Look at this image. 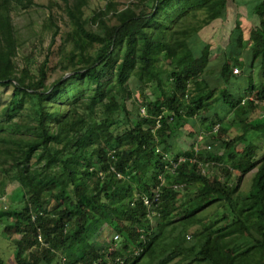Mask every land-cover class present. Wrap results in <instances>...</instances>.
Returning <instances> with one entry per match:
<instances>
[{"label": "trees", "instance_id": "1", "mask_svg": "<svg viewBox=\"0 0 264 264\" xmlns=\"http://www.w3.org/2000/svg\"><path fill=\"white\" fill-rule=\"evenodd\" d=\"M235 1L152 0L149 10L133 4L114 10L108 2L90 18L95 29L68 7L78 39L61 65L63 74L47 83L48 53L33 68L14 61L19 40L12 4L26 9L34 0H0V90L12 88L0 125V167L19 183L25 198L19 209L0 208V222L12 221L4 230L19 236L13 264L51 263L58 257L62 264H234L237 255L223 242L238 235L252 237L264 249V156L257 158L251 142L239 152L233 148L249 129L264 130V123H253L247 115L237 120L242 132L229 140L222 125L228 114L233 120L238 116L246 94L253 98L244 115L264 102V81L256 85L252 74L258 65L264 78V0H257L250 12L247 60L226 51L234 44L232 36L239 46L244 40L237 17L220 44L226 48L221 64L234 60L248 72L243 91L234 75L227 84L220 77L209 79L213 53L200 36L212 22L225 20ZM109 13L113 22L106 18ZM58 33V28L52 31L51 42ZM66 72L72 73L63 78ZM131 78L141 90L154 86L157 91V96L143 98L145 112L135 117ZM98 113L100 120L94 119ZM197 118L209 128L210 148L194 151L192 143L174 151L173 138ZM119 122L124 130L110 152L112 126ZM180 157L184 160L169 169ZM141 158L148 167L139 163ZM207 161H225L224 176L202 173L201 164ZM55 165L59 168L51 173ZM149 168L152 174L146 177ZM229 168L239 173L237 181H231ZM253 169L247 195L236 198L240 180ZM174 184L194 189L191 206L179 209ZM157 186L161 200L151 210L143 198H151ZM213 204H227L232 220L205 227L192 246L184 247L186 232L202 224L199 212ZM102 224L119 235V248L113 239L102 248L93 243ZM136 249L141 250L133 256Z\"/></svg>", "mask_w": 264, "mask_h": 264}, {"label": "rangeland", "instance_id": "2", "mask_svg": "<svg viewBox=\"0 0 264 264\" xmlns=\"http://www.w3.org/2000/svg\"><path fill=\"white\" fill-rule=\"evenodd\" d=\"M257 0H236L235 3L230 6L227 10V15L225 20H216L210 25L206 26L201 30V38L206 42L210 43L211 50L213 53L211 68L214 70L210 75L209 79L217 81L218 77L221 80L224 79L223 72L226 76H236L240 80V91L247 85V74L248 72L242 71L238 65L235 64L234 60H229L227 65L221 64L224 61V52L226 48H222L220 44L224 41V32L228 31L234 25V20L237 17L239 21L242 32H243V43L242 45H237L234 39V44L230 46L226 51L227 53L234 55L235 57L241 59V61H246L248 58V35L251 28L252 18L250 12L252 6ZM108 2H111L114 10H120L126 7L127 5L133 4L137 9H142L145 7V10H149L152 5V0H34L31 6H28L26 9H21L16 4H12V20L17 31V36L19 40V46L17 50V55L14 58V61L18 67H23L25 65L29 67H35L38 65L48 53L49 55V73L50 76L47 80V83L58 78L63 74L61 68L62 63H67L68 58L72 55L73 45L78 39L74 27L71 23V20L68 16V7L72 8L77 12L80 19L85 22L89 27L96 28V25L92 24L90 21L91 16L99 10H103ZM106 18L113 22V19L110 18V13L106 15ZM90 24V25H89ZM58 28L59 33L51 42V34L54 29ZM27 57V60H26ZM29 62V63H26ZM163 70L165 71L168 68L167 62H162ZM238 67V72L234 73L233 69ZM72 72H66L63 78L70 75ZM254 83L258 85L264 81L262 76V69L258 65H254L252 70ZM165 74L161 77V80L164 78ZM218 81H221V80ZM131 87V103H132V112L135 114L142 113L141 101L145 96H157V91L154 86H147L144 90H141L138 85L139 81L135 78L129 80ZM166 87H172L173 84L170 82H165ZM192 87L190 86V90ZM12 88L5 87L0 90V125L4 124V119L7 113V104L11 98ZM253 94H246L244 100L240 107L237 109L238 115L233 120V114H228L229 118L224 120L223 126L227 127V135L224 136L225 139L229 140L235 135L242 132L240 129V124L237 122L239 119H243L248 116V119H255L253 123H264V102L257 103V109L254 112L242 113L243 109L245 110V105L247 101L251 98ZM98 112H101L98 110ZM263 116V117H262ZM101 115L95 114L94 119L100 120ZM113 117H117V113L113 114ZM112 117V118H113ZM238 118V119H237ZM192 125L187 123L184 127V131L181 136H176L173 138L174 151H182L185 147L194 144V151H202L205 148H208V143L210 134H208L207 124L201 125L198 118L193 119ZM122 123L119 122L112 126L114 130L115 137L110 142L109 151L111 152L112 148H117L118 138L117 136L123 132ZM251 142L256 147L257 158L264 156V130L254 131L249 129L246 137L243 141L237 143L233 148L236 152L241 151L245 145ZM227 156V152L224 155V160ZM95 157L91 159L94 160ZM144 162V163H142ZM222 162H213L207 161L201 164V172L209 175H215L217 177L224 176V167H228L227 164ZM139 163L146 165L148 167L146 160L141 158ZM95 168L97 164H94ZM59 168V165H55L50 169V172H56ZM143 169L144 167L141 166ZM231 171L230 179L232 182L237 181V176L239 173L229 168ZM254 169L245 174L238 184V190L236 198L245 197L249 191L252 175ZM152 174V169H146L145 175L149 177ZM165 176L163 177L164 181ZM179 191V209H185L186 207L191 206L195 199L194 189L191 190H182ZM25 198L23 197L22 189L19 183L15 181H10L2 172L0 167V208L2 206L6 208H21L24 204ZM152 216V215H151ZM198 216L202 219V224L193 226L190 228L183 240L184 247H190L195 242V234H198L199 231L205 227L211 225H225L232 220V215L230 213L229 206L227 204L221 205H210L204 208L199 212ZM224 216H226L224 218ZM153 219V217H150ZM11 220H1L0 222V257L5 261V264H13V255L16 251V248L19 244V236L11 233L10 231L4 230L5 227L11 226ZM107 225L102 224L99 226L98 230L93 236V243L99 248L104 247L106 243H109L112 239L113 246L120 247V237L115 238L114 233L107 230ZM224 247L227 250L232 251L237 256L235 258L234 264H257L264 262V249L258 247L252 237L245 235L233 236L225 239L223 242Z\"/></svg>", "mask_w": 264, "mask_h": 264}, {"label": "built area", "instance_id": "3", "mask_svg": "<svg viewBox=\"0 0 264 264\" xmlns=\"http://www.w3.org/2000/svg\"><path fill=\"white\" fill-rule=\"evenodd\" d=\"M234 73H237L238 72V67H235L233 69ZM141 112L144 114L145 110L142 108L141 109ZM159 126V121L157 120V123H156V127ZM218 128V125H215V127L213 128V131H216ZM208 148H210V146L208 145ZM184 160V158L180 157L178 159V162H173L171 167H169V169H171L172 171L177 167V165L182 162ZM163 181V180H162ZM162 184V183H161ZM174 188L176 189H182V185H178V184H174L173 185ZM160 200H161V196H160V187L157 186L156 189L154 190V193H153V196L150 198V197H144L143 198V202L144 204L148 207V209H151L154 208L156 205H158L160 203ZM115 238H118L119 235H114ZM39 240H40V235H39ZM141 249H136L134 250L133 252V256L137 255L139 252H140ZM132 255V254H131ZM119 260V259H118ZM120 263H123V259H120L119 260Z\"/></svg>", "mask_w": 264, "mask_h": 264}, {"label": "crops", "instance_id": "4", "mask_svg": "<svg viewBox=\"0 0 264 264\" xmlns=\"http://www.w3.org/2000/svg\"><path fill=\"white\" fill-rule=\"evenodd\" d=\"M224 72H223L224 82H225V84H227L230 81V77L226 76ZM4 264H5V261H4ZM44 264H62V259H60L58 257L56 260H53V262H51V263H44Z\"/></svg>", "mask_w": 264, "mask_h": 264}]
</instances>
